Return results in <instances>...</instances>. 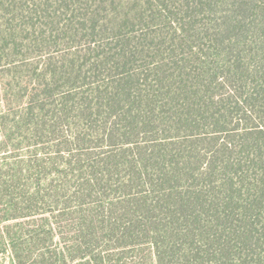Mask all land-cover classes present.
I'll list each match as a JSON object with an SVG mask.
<instances>
[{
	"label": "trees",
	"instance_id": "trees-1",
	"mask_svg": "<svg viewBox=\"0 0 264 264\" xmlns=\"http://www.w3.org/2000/svg\"><path fill=\"white\" fill-rule=\"evenodd\" d=\"M52 38L0 67V264H264V0H0V66Z\"/></svg>",
	"mask_w": 264,
	"mask_h": 264
},
{
	"label": "rangeland",
	"instance_id": "rangeland-1",
	"mask_svg": "<svg viewBox=\"0 0 264 264\" xmlns=\"http://www.w3.org/2000/svg\"><path fill=\"white\" fill-rule=\"evenodd\" d=\"M38 43V42H37ZM43 43V46H40L41 49H38L37 47H34L35 51H42V55L38 56L36 53H34V56H29L25 60L18 61L16 64L12 66V64H3L0 67H45L46 63L48 62L46 59L49 57H53L51 60L52 62L61 65L63 60H67L69 58L67 53V47L70 42H66L62 38H52V39H46ZM76 48L75 51H78V53L81 55V67H91L92 62L95 60V57H93V52L88 50V47H93L91 42H87V40H82L81 42H75ZM112 46V44H110ZM89 53H91V56H89ZM88 55V56H86ZM88 57V59H87ZM96 65V64H94ZM101 67V66H100ZM99 67V68H100ZM108 68V71L110 67H112V64L109 63L106 65ZM106 67H104L106 69ZM116 70V67H114L113 71ZM108 75V74H105ZM88 82L95 81L94 79L90 78L87 80Z\"/></svg>",
	"mask_w": 264,
	"mask_h": 264
}]
</instances>
